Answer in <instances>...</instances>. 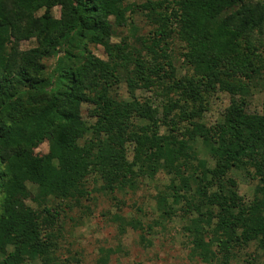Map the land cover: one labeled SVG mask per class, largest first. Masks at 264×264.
Masks as SVG:
<instances>
[{"label":"trees","instance_id":"obj_1","mask_svg":"<svg viewBox=\"0 0 264 264\" xmlns=\"http://www.w3.org/2000/svg\"><path fill=\"white\" fill-rule=\"evenodd\" d=\"M140 9L155 26L142 41L151 60L112 41L114 25L134 12L128 0H0V264H60L63 206L89 197L90 175L114 192L161 171L170 178L158 210L164 221L186 219L192 259L234 264L251 245L264 256V108L249 113L243 99L264 72L253 42L264 31V0H145ZM175 37L195 76L166 70ZM24 41L35 45L24 50ZM123 82L126 99L116 93ZM138 89L162 102L141 100ZM215 89L232 106L207 126ZM45 142L47 154L36 155ZM235 172L256 182L252 201L240 196Z\"/></svg>","mask_w":264,"mask_h":264},{"label":"rangeland","instance_id":"obj_2","mask_svg":"<svg viewBox=\"0 0 264 264\" xmlns=\"http://www.w3.org/2000/svg\"><path fill=\"white\" fill-rule=\"evenodd\" d=\"M134 12L127 13V25L118 27L114 25L112 41L120 43L129 42L132 47L142 49V54L151 60V56L143 49L142 41L152 36L155 26L147 19L140 5L145 0H128ZM57 18L60 17V8L54 10ZM253 42L257 52L264 57V31L258 36L256 32ZM33 41H24L21 47L28 50L33 47ZM169 54L171 55L170 75L173 79L196 75L191 63L185 58L188 51L185 42L175 37L169 41ZM91 51L103 60H108L102 46H91ZM160 61V60H159ZM53 61L51 60L50 63ZM116 93L121 98L129 97L128 86L123 82L116 88ZM137 96L141 99H150L152 102L161 103L162 98L157 97L154 91L138 89ZM160 94V93H159ZM249 113H262L264 108V72L256 76L250 83L249 92L243 97ZM202 122L211 126L222 122L226 110L232 106V95L228 92L215 89L206 96ZM91 106L84 105L82 116L93 124ZM165 133V128H161ZM48 142L36 149V155L47 154ZM201 157L205 152L198 144ZM132 152V151H130ZM132 157V156H131ZM234 176L239 185V194L246 202L254 198L256 182L248 176L235 172ZM169 176L161 171L154 179L140 178L134 188L127 186L114 192L106 191L103 181L94 175L88 177V190L90 195L79 204H72V209H67L62 214L64 219L59 230V249L57 257L60 264H104L103 255L108 256L105 264H205L191 258V239L184 230L188 224L185 218L175 217L164 221L157 207V196L166 190ZM132 224V225H131ZM136 225V227L133 226ZM144 229L142 231V229ZM142 236L146 242H142ZM102 249L107 250L106 253ZM255 258L258 264H264L262 252L251 245L234 264H245L244 260Z\"/></svg>","mask_w":264,"mask_h":264}]
</instances>
